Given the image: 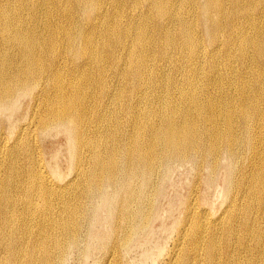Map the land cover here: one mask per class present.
Here are the masks:
<instances>
[{
  "label": "bare ground",
  "instance_id": "obj_1",
  "mask_svg": "<svg viewBox=\"0 0 264 264\" xmlns=\"http://www.w3.org/2000/svg\"><path fill=\"white\" fill-rule=\"evenodd\" d=\"M120 1L71 0L82 17V26L89 28L86 37L85 30L78 31L68 17L70 3L65 0H48L50 8H58L61 15L56 22L50 18L53 24L38 33L23 28L21 22L31 19L28 6H39L37 15L43 12V3L0 0V110L14 107L18 95L41 81L40 69L47 60L53 70L46 73V80L59 76L67 62L82 68L79 82L83 84L77 90L84 89L91 73L97 72L92 84L102 96L98 100L97 94L88 97L86 88L79 103L71 94L65 95L55 78L53 86L60 95L54 104L44 117L29 119L24 140L0 151L14 164L22 151L28 153L31 144L34 147L36 128L39 133L63 129L71 135L68 144L75 150L74 176L85 182L83 205L73 211L70 204L59 205L58 210L65 212L51 217L48 224L39 221L37 234L29 243V225H13L14 207L39 200L41 210L37 212L42 214L55 205L49 200L51 195L42 191L49 186L42 163L34 153L33 162L25 157L29 172L22 188L26 200L14 206L9 189L17 187L15 181L0 188V264H59L67 247L76 246L80 240L81 220L90 214L88 204L108 187L113 196L120 193L124 197L126 220L121 223V240L127 243L138 229L148 226L143 201L162 168L178 160L214 169L220 157L229 161L228 202L216 220H209L211 223L200 219L195 208L186 210L182 223L184 251L177 254L176 264H264L258 230L264 224V0H143L139 4L123 0L130 1L131 7L122 12L118 10ZM9 3L16 9L10 10ZM36 15L34 19L41 21ZM109 15L112 20L107 25ZM63 21V25L58 24ZM149 52L155 67L149 64ZM102 53L105 59H99ZM10 57L14 62L8 64ZM107 67L114 68L111 80L105 79ZM238 74L243 80L239 87L233 82ZM127 75H132L129 87L136 97L134 105L142 103L148 85L157 90L153 97L158 107L136 106V116L128 120L130 131L124 132L122 143L117 133L121 130L117 118L121 100L113 80L118 83ZM167 83L172 86L169 94L161 91ZM234 97L237 103L230 100ZM89 100L95 106L91 113ZM84 138L89 139L87 144ZM84 145L88 156L80 162L78 151ZM240 149L250 155L244 163L239 162ZM235 172L239 178L234 177ZM254 211L258 217L253 228L257 229L251 223ZM33 213H27L29 220L35 218ZM240 221L241 237L255 239L254 258L246 255L245 244L232 242L231 238L238 240L235 222ZM113 227L115 231L117 224ZM109 255L115 259L113 253ZM144 256L154 255L150 251Z\"/></svg>",
  "mask_w": 264,
  "mask_h": 264
},
{
  "label": "rangeland",
  "instance_id": "obj_2",
  "mask_svg": "<svg viewBox=\"0 0 264 264\" xmlns=\"http://www.w3.org/2000/svg\"><path fill=\"white\" fill-rule=\"evenodd\" d=\"M33 1L43 3L45 8L42 13L36 15L39 6H28L26 11L31 16V19L21 22V25L27 30H34L36 33L43 32V27L45 25L53 24L48 20L51 18L54 19V22L58 21L61 13L58 8H50L48 0ZM65 1L70 3L68 6V17L78 26V31H80L79 28H81L85 30L83 35L86 37L89 36L88 33L90 32L87 31L89 28L82 26V17L76 8L71 5V0ZM142 1L143 0H136V4ZM14 2L15 4H19L18 0H14ZM8 5L10 10L16 9L14 4L9 3ZM130 7V1L121 0L118 3V10L121 12L126 11ZM110 14H112V12H110ZM35 15L36 18L40 17L41 21L35 20ZM111 20V16H107V25H109ZM58 24L63 25L64 21ZM203 39L205 40V38ZM156 42L158 45V41ZM7 53H10V50H8ZM104 53L100 54L99 59H105ZM149 56L150 52L148 55L149 64L155 67L156 65L152 64ZM69 57L70 55L67 53V59ZM106 60L109 59L107 58ZM11 62H14L13 57L9 58L8 64ZM80 69L82 68H79V70ZM113 69L114 68H105V79H113L114 75L110 72ZM120 69L121 68H119L118 71ZM52 70L47 60L44 63V67L40 69V71H43L40 77L41 81L29 86L27 93L18 95L14 107L0 110V144H3L0 151L3 149L8 151L10 146L17 140H24L27 137L26 132L27 128L30 127L29 122H31V118L33 117L37 121L44 117L43 115L46 114L49 106L54 104L60 95L59 90L55 89L53 86L55 78L59 80L58 84L63 87L65 95L71 94L70 96H74L75 101L79 99V103L83 99L84 89L89 88L88 97L91 96V94L96 95L98 93V88L94 89V83L92 84V81L94 82L96 78L97 72L91 73V79H89L91 81L84 89L77 90V86L80 87L83 84V81L81 83L79 82V70L77 68H73L67 62V66L60 71L59 76L46 80L48 76L46 73L48 71L52 72ZM239 75L240 74H238L237 78L233 81L237 87L241 85L240 81H243L239 79ZM179 76L183 78L186 77L185 74H179ZM131 77L132 75H127L123 78H119L118 83L116 79L113 80V83L116 84L117 89H119L118 97L121 100L120 111L117 114L121 130H117V133L122 143L125 142L124 132L130 131L128 120L136 116L135 107H143L142 104L152 108L155 105L158 107L153 97L154 92L157 90L149 88L148 85L144 90L145 93L142 96V103H136V106L134 105L136 97L133 95L134 90L132 87H129V83L131 84ZM147 82L149 83L148 80ZM41 84H43V88L39 89ZM198 86L199 85H197V87ZM178 87L182 88L183 86L179 85ZM171 89L172 86L168 83L161 87V91L167 94H169ZM142 91L143 90H141V92ZM101 97L100 93L95 96L97 100ZM181 99V97H177V101H181ZM230 100L234 103L238 102L236 97L230 98ZM88 105V112H94L95 106L91 100H89ZM109 108H112V104ZM96 109H98V107H96ZM106 123L107 127L109 125L108 118H106ZM34 135V147L32 148L31 144L28 147V153L22 151L16 163H9L6 159L8 154L0 155V188L9 181H15L17 187H10L9 189V194L14 202V206L26 200L25 192L22 188V186L27 183L25 177L29 172L24 159L25 157L30 158L33 162V153L35 154L36 160L38 159V161L42 163L41 166L45 177L44 181L48 182L49 186H51H45L42 191H46L51 195V199L49 200L55 205V209L46 210L42 214L37 212L41 210V201L39 200L31 201L29 206L26 205L25 202L22 205L14 207L12 214L13 225H20L22 223H27L29 225L27 231L29 234L27 241L29 243L37 234L39 221L48 224L50 223L51 217L57 218L62 212H65V210H58L59 205L67 206L70 204L71 211L76 210L77 206L83 205V190L85 184L83 180L75 178L74 176L76 168V161L74 160L75 150L68 144V138H71L70 134L68 135L63 129H51L39 133V130L36 128L34 130ZM84 140H86V144L89 142L88 138H84ZM34 148L35 152L33 151ZM78 152L81 156L80 162H84L88 156L85 145L82 146ZM239 157L240 163H244L246 159H250L248 151L242 149L239 151ZM228 164L229 161L224 157H220L219 163L214 169H211L209 165L197 168L192 161L180 162L178 160H173L169 162L153 179L154 185L148 187L146 191L143 208L147 211L146 215L149 217L148 226L145 229H138L134 237L127 243H123L121 240L123 233L121 223L126 220L122 211L124 197H121L120 193H114V196L116 195L114 198L111 188H106L100 195L94 197L92 203L88 204L90 207V217L88 216L87 219L81 220L82 228L80 240L76 246L67 247L59 264H176L177 254L179 253L180 256L184 251L183 244H185V242L183 243L182 223L185 221V218H187L186 210L193 207L196 209L197 214H200V219H208V222H213L225 209L228 202L226 188V181L229 177ZM12 169H15L14 173H10ZM55 175H58V178H56ZM234 177L239 178V172H235ZM57 198L60 202L63 200L68 201L58 203ZM28 212H34L35 218L33 220L27 218ZM67 216L64 219H67ZM187 216H189V214ZM252 217L251 223H253V228L254 226L256 227L258 217L255 211L252 213ZM129 219L131 220V218ZM116 224L117 229L114 231L113 226ZM240 224L241 221L235 222V228L238 231V240L235 241V238H231L232 242H238V245L245 244L246 246L244 247L246 250H244L247 252L246 255L254 258L255 250L253 246H255V239L250 237L248 240V238L241 237L242 230ZM186 229L187 228H185V230ZM258 230L261 236V247H263L264 224H262ZM150 251L154 256L151 258L145 257L144 254ZM110 253L114 254L115 259L114 257H109Z\"/></svg>",
  "mask_w": 264,
  "mask_h": 264
}]
</instances>
